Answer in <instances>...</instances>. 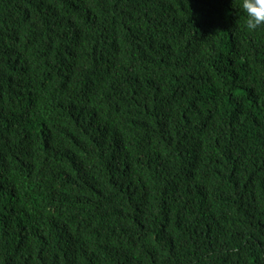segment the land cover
<instances>
[{
	"label": "trees",
	"instance_id": "obj_1",
	"mask_svg": "<svg viewBox=\"0 0 264 264\" xmlns=\"http://www.w3.org/2000/svg\"><path fill=\"white\" fill-rule=\"evenodd\" d=\"M239 3L0 0V264H264Z\"/></svg>",
	"mask_w": 264,
	"mask_h": 264
},
{
	"label": "clouds",
	"instance_id": "obj_2",
	"mask_svg": "<svg viewBox=\"0 0 264 264\" xmlns=\"http://www.w3.org/2000/svg\"><path fill=\"white\" fill-rule=\"evenodd\" d=\"M239 7L246 14L249 30L264 26V0H240Z\"/></svg>",
	"mask_w": 264,
	"mask_h": 264
}]
</instances>
